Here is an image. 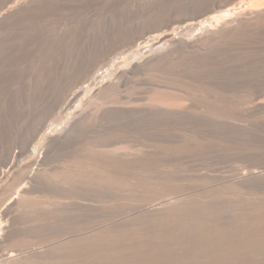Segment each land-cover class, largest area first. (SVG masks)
<instances>
[{
	"label": "rangeland",
	"instance_id": "rangeland-1",
	"mask_svg": "<svg viewBox=\"0 0 264 264\" xmlns=\"http://www.w3.org/2000/svg\"><path fill=\"white\" fill-rule=\"evenodd\" d=\"M1 1L0 10L8 0ZM48 1L13 23L0 44V149L5 151L0 150V162L6 159L11 147L20 153L27 143L25 141L35 132L33 130L44 125L30 152L20 154L19 167L11 177L14 179L0 180V228L9 225L4 213L11 208L15 192L22 187L15 178L18 179L26 163L39 155L37 151L40 153V149H45L42 156L46 164L43 163L45 167L41 169L45 180H60L58 183L62 184L60 177L64 178L67 173L87 186L94 182L98 187L109 184L111 191L116 193L95 192L87 186L72 190L59 188L61 193L59 191L56 195L33 192L22 204L37 203L50 208L54 217L34 218L23 223L21 210L17 212L12 220L10 239L6 238L0 244L1 254L15 253L29 258L31 250L28 247L63 252L67 245L73 246L83 237H89L93 230L92 235L98 233L104 224L129 220L130 217L135 219L149 205L148 208H157L158 204L159 208L180 204L188 195V200L203 197L206 201L208 194H211L210 198H219L223 193V198L231 197L229 200L234 204L231 203L228 210L234 214L241 206L252 205L253 199L264 198V189L254 182L260 174L264 179V32L254 38L239 37L231 43L210 47L214 49L209 48L204 57L184 55L163 64L146 66L147 69L141 66L144 69L132 72L137 63L143 65L148 57L156 55L150 48L155 37L168 34L184 39L186 36L179 33L182 27L206 21L226 9L239 12L250 5L260 7L262 0H214V4L211 2L213 9L207 12L206 8L213 6L209 3L212 0ZM204 12L206 15L201 19L186 21ZM90 65L95 69L89 75L90 79H86L85 73ZM79 87H83L82 93L64 115L59 110L64 95H70ZM162 95H175L176 98L166 99ZM260 99L263 102L259 105ZM222 100L231 103H224L223 107ZM216 102L221 104L220 107ZM238 105L242 108L235 111ZM250 106L253 111L248 108ZM201 124L206 125L205 128ZM206 127L211 131L206 132ZM59 129L66 136L59 138ZM47 136L52 137L49 140L60 139L61 142L49 144L45 141H48ZM183 140L207 142L213 152L188 151L183 147ZM163 152L179 154L168 158L161 154ZM217 154L223 157L218 159ZM120 161H123L122 166ZM169 172L180 174L174 177L169 176ZM249 175L255 177L251 180L256 183L255 188L250 177L246 178ZM230 179L235 180V184ZM137 184L150 187L145 191ZM119 185L128 188L119 192ZM208 254L201 251L194 260L203 261ZM43 261L53 264L52 259ZM176 262L183 264L181 260Z\"/></svg>",
	"mask_w": 264,
	"mask_h": 264
},
{
	"label": "bare ground",
	"instance_id": "bare-ground-1",
	"mask_svg": "<svg viewBox=\"0 0 264 264\" xmlns=\"http://www.w3.org/2000/svg\"><path fill=\"white\" fill-rule=\"evenodd\" d=\"M46 1H48V0H8V1H5V3L2 4L3 8L0 10V44H1L2 38L4 37L3 36L4 33H6L7 29L13 23H15L17 20L22 18V16L29 14L30 12H32L35 9L42 6L44 3H46ZM213 1L214 0L210 1L209 3L213 2ZM227 1H225L223 3H226ZM0 2L2 3L1 0H0ZM262 2L263 3L261 4L260 7H254V6H251L249 4L250 5L249 7H245V9L240 10L239 12H237V11L231 12L229 9H226L224 12H222L219 15H213V16L207 18L206 21H202L201 23H198V24L186 25V26L182 27L180 29V31L178 30L179 33L186 36V38L183 37L184 39H180L179 37H176L175 35L170 37L168 34H166L165 36L155 37L150 42V48H151V51H154L156 55L151 54L154 56L153 57L151 56V58L148 57V59H146L147 58L146 57L145 58L146 60L144 61V63L142 62L143 65H137L138 64L137 63L136 66L133 67L132 72L135 73L137 70L140 71L139 69L143 68L141 66H144V68L147 69L146 66L152 67L153 64H155V65H157L158 63L163 64V63H166L170 60H174V59H176L180 56H184V55L185 56L189 55L190 57H191V55H198V56L202 55V57H204L203 54L206 51H208V49L210 47H214L215 45H218L220 43H223L225 45L226 42L231 43L234 40H236V38H239V37L242 39L243 38L244 39L250 38V37L254 38L255 36L257 37V35L259 33L262 34V32H264V1L262 0ZM214 3L215 2H213V4ZM259 3H261V2H259ZM203 4H205V3H203ZM213 4L211 3V5H213ZM213 7H214V5L211 8L207 7L205 11L206 12L210 11L213 9ZM235 8H237V7H235ZM206 12H204V13H206ZM32 17H33V15H32ZM27 19H28V17H27ZM11 28H12V26H11ZM8 31H9V29H8ZM179 33H178V36H179ZM19 37H20V35H19ZM26 37H27V35H26ZM132 38H133V36H132ZM253 38H251V39H253ZM20 46H21V44H20ZM210 49H214V48H210ZM204 55H206V53ZM4 58H5V56H4ZM24 58H27V57H24ZM196 58H198V57H196ZM0 59H1V57H0ZM94 65H90L89 69H87V71L85 73L86 79H90L89 75H91L94 72V69H95ZM105 75H107V74H105ZM15 76H17V75H15ZM10 87H11V85H10ZM82 91H83V87H79L75 91H73L70 95H64L65 98L62 95V97L64 98L63 99L61 97L63 99L62 104L60 102L61 98L59 99V103L61 105L59 103H57L58 101L57 102L55 101L56 102L55 104L60 105V107L58 106L59 110L64 113L72 107V105L74 104V101L82 93ZM247 91H248V89H247ZM162 96H165L166 99L176 98L175 95H162ZM203 97H205V96H203ZM207 97H208V95H207ZM223 97H225V96H223ZM253 97H251V98H253ZM211 99H213V98H211ZM216 100H217V98H216ZM222 101H224V102H222V106L224 103H227V102L231 103V101H226V102H225V100H222ZM260 101H261V99H260ZM256 102H257V100H256ZM262 102L263 101L257 102V103L262 104ZM233 103H235V102H233ZM239 103H241V102H239ZM251 103H253V102H250V104ZM257 103L255 105L256 108L258 107ZM217 104L220 107L221 104H219V102ZM240 105H238L239 107L237 106L235 111L238 108L239 109L242 108ZM181 106H183V105H181ZM251 106L248 108L251 109ZM219 107H218V109H219ZM223 107H225V106H223ZM230 107H232V106H230ZM233 108H235V107H233ZM245 108L247 109V107H245ZM252 108H254V107L252 106ZM256 108H255V110H257ZM170 109L171 108H169V110ZM220 109H223V108L221 107ZM260 109H262V107L258 108V110H260ZM223 110L227 111L226 109H223ZM251 110H249V113L251 112ZM172 111H173V109H172ZM241 111H243L242 114H245L244 110H241ZM224 113H226V112H224ZM232 113H237V112L232 111ZM238 113L241 114V112H239V111H238ZM259 114H260V112H259ZM64 115H65V113H64ZM176 115H177V113L175 114V116ZM227 115H229V114H227ZM256 115H258V113ZM91 116H90V118H91ZM74 118H76V117H74ZM173 118H175V117H173ZM222 118H224V117H222ZM70 119L72 120V118H70ZM150 119H152V118H150ZM161 119H162V117H161ZM240 119H242V118H240ZM191 120H192V118H191ZM221 120H223V119H221ZM231 120H232V118H231ZM249 120H251V119H249ZM183 121H181V122H183ZM203 121H204V119H203ZM174 122H176V121H174ZM263 123H264V121H263ZM203 125H202V127H203ZM67 126H65V128ZM205 126L203 128H205ZM219 126H218V128H219ZM256 126H258V125H256ZM231 127H232V125H231ZM43 128H44V125L41 124L36 130H33L35 132H33V134H31L32 137L30 139L28 137L29 140L27 139L25 141L27 143H25L24 148H22L23 150L19 151L20 153L13 151L15 149L13 147H11V145H10V147L13 148V150L11 148H9L8 152L6 151L7 157H6V159L4 158L5 160H7V161H5L6 164L3 163L4 159H3V161H1L2 164L0 162V180L12 179L11 177H12L14 170L19 167L18 158L21 157L20 154H22V152H24V153L30 152L31 145H32L35 137H37L39 133H42L41 131L44 130ZM208 128H207L206 132H208V130H209ZM187 129H185V130H187ZM60 130H62V129H59V131H58L59 138L61 136L65 135V134L63 135V133L65 131L64 127H63L64 131H60ZM203 131L205 132L204 129H203ZM209 131H211V130H209ZM221 131L223 132L224 130L222 129ZM197 132H199V130ZM68 133H69V131H68ZM68 133H66V134H68ZM242 135H241V137H242ZM245 135H243V136H245ZM51 136H49V137H51ZM49 137L48 136L45 137L48 139V141L47 140H45V141L47 143L49 142V144H56L60 140V139L55 140V141H53L52 139L49 140ZM38 138H39V136H38ZM57 138H55V139H57ZM247 138H249V137H247ZM65 139H66V137H65ZM60 142H61V140H60ZM63 143H65V142H63ZM182 144H183L184 149H186L188 151H193V152L199 151V152H202V154H207V153L213 152V151L209 150L212 148L210 146V144L207 142H203L201 140L200 141L194 140V142L189 141V140H183ZM41 145L43 147V144H41ZM7 146H8V144H7ZM57 146H59V145H57ZM45 147H47V145H45ZM44 150L45 149H40V151H41L40 153L37 151V154H39V155H37L32 161L26 163L25 165L23 164L24 166L22 165L23 169L21 168L22 171H21L20 176L18 177V179L15 178V180H17L15 182L18 185L20 184V186L22 184V187L20 188V190L18 192H15V197L11 200V201H13V205L11 206V208H9L4 213L5 214L4 217H7L6 219L8 220L9 225L6 224L0 228V244L6 238H9V236L11 235V233H12V220L15 218L16 213L19 212L20 210H21V213L20 212L19 213L21 214L20 216L22 217L23 223L30 222L34 218L39 219V218H43V217H47V218H53L54 217L53 216L54 212L52 209L49 210L50 208L46 209L44 206L39 205L37 203H34V204L30 203V205L28 204V206H25L26 204L25 205L22 204L23 201L25 199H27L30 194L32 195V193L35 191H39V192H43V193H51V194H53V193L57 194V192L60 191L59 192V194H60L61 190L59 188H61L62 190L63 189L72 190V188L86 187L87 186L85 184V182L82 184L80 181H77L76 178H74L73 176H70V174L66 175L67 173L64 174L65 175L64 178L60 177V178H62V184L58 183L60 180L58 182H56L54 180H45L41 176V169L43 167H45L43 164V163H45L43 161L44 157L42 156ZM1 151H0V153H2ZM3 153H5V151ZM161 154L164 155L165 157L172 158V157L178 156L179 153H177V152L164 153L163 152ZM4 155L2 154V156H4ZM217 155H218L217 157H219L218 159L223 157V156H220L219 154H217ZM217 157L215 156V158H217ZM46 159H47V157H45V160ZM0 160H2V157L0 158ZM19 161H20V159H19ZM114 162H116V161H114ZM122 162L120 161L119 165H121ZM131 162H132V160H131ZM135 162H137V161H135ZM117 163H116V165L118 166ZM42 172H44V171H42ZM15 173H17V172H15ZM169 173H171V174H169ZM169 173H168L169 176L173 175L174 177H178L180 174L178 172L175 173V175L173 174V172H169ZM42 174H44V173H42ZM245 174L247 175V172ZM243 176L244 175H242V178H245ZM256 176H258V175H256ZM259 176H260V178H258V177L255 178L253 176L255 178L254 182L257 181L256 183H258V185L262 189H264V179L263 180L261 179V177H262L261 174ZM248 177H250V179H249L250 181L254 180V178L251 175L247 176L246 178H248ZM49 178H51V177H49ZM53 179H55V178H53ZM231 179H230V181H231ZM224 180H226V179H224ZM224 180H222V181H224ZM227 180H229V179H227ZM244 180L246 182L249 181L246 179H244ZM241 181H242V179H241ZM252 181H251V183H253ZM231 182H229L230 185L228 183H226V184H228L229 186H232ZM237 182L241 183L239 181H237ZM242 182H244V181H242ZM106 183H108V181ZM256 183L255 184L253 183L252 186L253 187H254V185L257 186ZM17 184H15V186ZM59 184H61V185H59ZM95 184H96V182H94V184H90L87 187H89L90 189H92L95 192L97 191L100 193H107V194L116 193L115 191H111L112 188L109 187V186H111L109 184H105L103 182L102 183L103 185L105 184L108 186H101V187L95 186ZM234 184H235V182H234ZM9 185H11V184L9 183ZM96 185H98V184H96ZM221 185H222V183H221ZM241 185L243 186V183ZM136 186L139 188H145L144 189L145 191H146L147 187H150V185H141V184H137ZM151 186L153 187V185H151ZM156 186H157V184H156ZM163 186H165V185L163 184ZM220 186H219V188H220ZM236 186L237 185H235V187ZM239 186L240 185L238 184V187ZM248 186H249V184H248ZM222 187L223 186H221V189H222ZM235 187H233V189ZM244 187H246V185ZM123 188L127 189L128 186L127 185H119V186H117V191L121 192L123 190ZM154 188H155V184H154ZM250 188L251 187L249 186V189ZM254 188H252V189H254ZM224 189H225V187H224ZM236 189H237V187H236ZM256 189H257V187H256ZM12 190H14V188ZM226 190H224L225 193H226ZM258 190H260V189H258ZM9 192H12V191H9ZM0 194H2V193H0ZM220 194H221V196H220ZM220 194L219 195L216 194V195L220 196L219 198H216V196L210 198L211 194L210 195L208 194L207 196L209 197V199H206V201L203 199V197H202L203 200L202 199L201 200H195V199H191V200L189 199L188 200V197H189V195H188V197L186 198L187 199L186 201L183 199L184 202H181L180 204H177L174 206L170 205V207L167 205H165V206L163 205V206L158 208V204H157V208H155L156 207L155 206V207H153L155 209H153L152 206H151V208H148L150 206L149 205L146 209H144L139 214L138 217L136 216L137 218H135V219H133V218L131 219V217H130L129 220H124V221L117 222V223L116 222L115 223L109 222V223L104 224V225L101 224L102 226H101V229L98 231V233L96 231V233L94 232L95 234L93 233V235H92V232L94 230L91 233L89 232L91 234V236L89 234V237H87L88 236L87 235L86 236L87 239H84L86 237L82 236L83 240L78 239L79 242H77L76 244L73 243L74 244L73 246L71 244L67 245V248L63 252L52 253L54 250L52 252L51 251L48 252L47 248L44 251L43 248H42L43 249L42 250V249H38L37 247L36 248L35 247H28L31 250V252H30V257L27 258L26 256H22V255L18 256L15 253H13V254H11V253L1 254V251H0V264H45L46 261H43L45 259H50V260L52 259L53 264L68 263V260H69L70 264H178L176 262V260L183 261V264H264V198L253 199L252 205H250V204L243 205L239 209L238 213L234 214L233 211L229 212V210H228V207L233 202V201L232 202L230 201L231 197L230 198L227 197V199H228V201H227V199L223 198V196H222L223 193H220ZM3 196H4V194H3ZM207 196H206V198H207ZM4 197H6V196H4ZM34 197H36V196H34ZM34 199H36V198H34ZM1 200L3 201V199H1ZM233 200L235 202V200H237V199L234 197ZM239 201H241V200H239ZM243 201H245V200H242L241 202H243ZM24 202H26V200ZM236 203H237V201L235 202V204ZM159 204H161V203H159ZM232 204H234V203H232ZM21 205H22V207H21ZM219 206H220V209H219ZM57 208H63V207L58 206ZM2 214H3V212H2ZM128 214H130V213H128ZM119 220H117V221H119ZM104 222L106 223V221H104ZM93 226H95V225H93ZM96 228H98V227H96ZM66 242H68V241H66ZM22 246H24V245H22ZM62 250H64V249H62ZM24 251L25 250H23V253H24ZM201 251L208 252L209 253L208 256L203 261L194 260V256ZM47 261L50 262L49 260H47Z\"/></svg>",
	"mask_w": 264,
	"mask_h": 264
},
{
	"label": "water",
	"instance_id": "water-1",
	"mask_svg": "<svg viewBox=\"0 0 264 264\" xmlns=\"http://www.w3.org/2000/svg\"><path fill=\"white\" fill-rule=\"evenodd\" d=\"M205 15H206V13H203V14H200V15H196V16H193L191 18H188L186 21L187 22H194V21H197L198 19H201Z\"/></svg>",
	"mask_w": 264,
	"mask_h": 264
}]
</instances>
